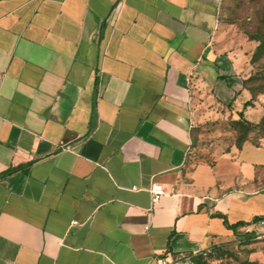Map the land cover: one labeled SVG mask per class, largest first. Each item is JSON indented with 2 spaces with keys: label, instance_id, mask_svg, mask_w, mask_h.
I'll return each mask as SVG.
<instances>
[{
  "label": "crops",
  "instance_id": "obj_1",
  "mask_svg": "<svg viewBox=\"0 0 264 264\" xmlns=\"http://www.w3.org/2000/svg\"><path fill=\"white\" fill-rule=\"evenodd\" d=\"M222 2L0 0V264H155L264 216V143L192 156L251 98Z\"/></svg>",
  "mask_w": 264,
  "mask_h": 264
},
{
  "label": "trees",
  "instance_id": "obj_2",
  "mask_svg": "<svg viewBox=\"0 0 264 264\" xmlns=\"http://www.w3.org/2000/svg\"><path fill=\"white\" fill-rule=\"evenodd\" d=\"M256 3V10L254 12L253 21L244 25L243 35L249 40L256 43L252 53L250 55L251 73L243 80V88L248 90L251 94V98L247 100L241 111L238 112L237 119H230L228 121L230 129L233 131V137L230 140V145H235L239 150L242 149L246 142H251L255 146L259 147L264 143V114L259 122L254 123L250 121L245 111L248 107L254 106L260 95H264V0H252ZM200 126H196L192 130L193 145L196 144V132L199 131ZM21 169L20 166H11L1 177L10 175ZM264 220V216H256L252 221H239L234 224H228L225 218V222L229 228L233 230L234 235L237 237L235 240L223 241L221 243H213L210 247L198 251L190 252L177 256L174 259H169L168 249L167 253L156 256V261L165 259L168 261H181L187 264H207L209 259H219L224 256L223 246L235 243H243L245 245L252 243L259 238L260 234L252 231H245L250 226H261V221ZM244 229V230H243ZM239 264H261L256 259L246 257L244 259H238Z\"/></svg>",
  "mask_w": 264,
  "mask_h": 264
},
{
  "label": "rangeland",
  "instance_id": "obj_3",
  "mask_svg": "<svg viewBox=\"0 0 264 264\" xmlns=\"http://www.w3.org/2000/svg\"><path fill=\"white\" fill-rule=\"evenodd\" d=\"M256 8V3L252 0H223L220 8L221 23L226 30H230V33L243 34V27L253 21ZM211 107L207 103L205 110ZM198 126L200 127L199 131L196 132L197 142L192 152L195 162L208 158L207 150L211 143L219 139H225L229 143L234 134L229 127L228 120L220 123V120L215 117H210L209 121ZM228 132L232 134L230 135ZM198 139L201 141L198 142ZM252 228L255 233L260 234L258 239L247 245L235 241V243L223 246L224 256L219 259H209L207 264H239L238 259L246 257L256 259L264 264V227L254 226ZM236 237L234 235L229 241L235 240Z\"/></svg>",
  "mask_w": 264,
  "mask_h": 264
},
{
  "label": "built area",
  "instance_id": "obj_4",
  "mask_svg": "<svg viewBox=\"0 0 264 264\" xmlns=\"http://www.w3.org/2000/svg\"><path fill=\"white\" fill-rule=\"evenodd\" d=\"M164 193H165V189L162 184L153 183L151 187L152 203L153 204L158 203L161 197L164 195ZM260 225H261L260 227H264V220L261 221ZM252 227L254 226L248 227L246 231H252L253 229ZM155 264H187V263L181 262V261L175 262V261H168L165 259H160V260H157Z\"/></svg>",
  "mask_w": 264,
  "mask_h": 264
}]
</instances>
